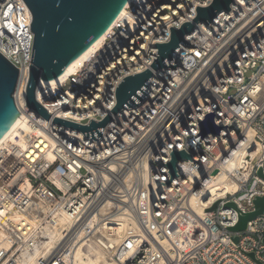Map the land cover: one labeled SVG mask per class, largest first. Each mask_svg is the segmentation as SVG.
I'll return each instance as SVG.
<instances>
[{"label": "built area", "instance_id": "obj_1", "mask_svg": "<svg viewBox=\"0 0 264 264\" xmlns=\"http://www.w3.org/2000/svg\"><path fill=\"white\" fill-rule=\"evenodd\" d=\"M213 1L130 0L101 48L56 90L41 84L37 100L57 118L102 121L119 83L146 71L171 27ZM230 8L197 23L177 67L155 71L146 98L121 108L96 141L28 108L32 14L24 0H0V53L19 69L28 125L23 142L0 145V264L30 254L75 264L89 243L116 264H264V213L233 230L264 197V0ZM208 115L219 133H202ZM175 152L187 157L173 173ZM222 169L230 188L205 193Z\"/></svg>", "mask_w": 264, "mask_h": 264}, {"label": "water", "instance_id": "obj_2", "mask_svg": "<svg viewBox=\"0 0 264 264\" xmlns=\"http://www.w3.org/2000/svg\"><path fill=\"white\" fill-rule=\"evenodd\" d=\"M31 11V30L34 33L32 65L26 90L28 108L35 110L47 120L81 130L86 137L99 140L106 124L123 107L138 106L148 94L151 76L160 68H176L175 55L182 45H192L184 39L199 22L211 23L222 10L230 11L232 0H214L208 7H197V17L186 22L180 29L172 30L169 43H156L157 56L154 63L144 72L124 78L117 88V105L102 120L91 119L88 125H81L48 114L36 98L41 81L61 76L65 69L113 25L130 0H24ZM19 81V69L0 53V139L10 130L21 111L15 94ZM202 133H219L220 127L214 123L213 115H208L201 124ZM184 152H175L170 166L174 165ZM264 213V197L256 200V211L240 218L233 228L246 229L247 222ZM238 242V237H234Z\"/></svg>", "mask_w": 264, "mask_h": 264}, {"label": "bare ground", "instance_id": "obj_3", "mask_svg": "<svg viewBox=\"0 0 264 264\" xmlns=\"http://www.w3.org/2000/svg\"><path fill=\"white\" fill-rule=\"evenodd\" d=\"M129 2L127 3V5ZM29 11V17L31 19V12ZM125 18V9L121 12L117 20ZM117 22V21H116ZM115 22V23H116ZM114 23V24H115ZM110 30V29H109ZM108 30V31H109ZM108 32H106L100 39H98L87 51H85L79 58H77L75 61H73L64 71V73L54 79L50 80H43L41 81V84L43 86H47L52 90H56L58 86L62 85L69 76H71L74 72H76L78 69H80L84 62L89 59V57L96 52L98 49L101 48V46L104 43V40L106 38ZM22 104L25 103L24 99H21ZM28 131V125L25 121V117L23 114H21L13 126L10 128V130L0 139V145L6 141L8 138L14 137L15 139H18L20 142H23L24 140V134ZM239 161V158L236 157L229 165L226 166L228 169H232L235 166H237V163ZM230 179L229 175L225 172L224 169H222V172L220 175H218L213 182L210 183V185L207 187V190L205 193L207 194H214L216 193V190L218 186H222V190L220 194L224 193L226 190L230 188V182L228 180ZM222 183V184H221ZM194 201L196 202V198H194ZM199 212H201V208H197ZM64 222V221H63ZM85 251V252H84ZM87 252V253H86ZM38 256H35L33 254L26 255L18 264H36V259ZM96 257V258H94ZM75 264H116L114 261H109L106 256L101 252V250L94 244H87L86 247L78 248L75 256Z\"/></svg>", "mask_w": 264, "mask_h": 264}, {"label": "rangeland", "instance_id": "obj_4", "mask_svg": "<svg viewBox=\"0 0 264 264\" xmlns=\"http://www.w3.org/2000/svg\"><path fill=\"white\" fill-rule=\"evenodd\" d=\"M85 252V251H84ZM87 253V252H86ZM94 258H96V257H94Z\"/></svg>", "mask_w": 264, "mask_h": 264}]
</instances>
